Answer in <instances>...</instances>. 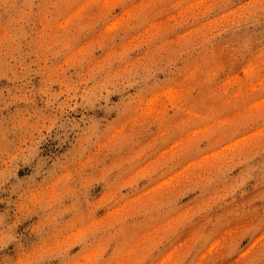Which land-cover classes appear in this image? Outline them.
I'll use <instances>...</instances> for the list:
<instances>
[{"label": "rangeland", "instance_id": "rangeland-1", "mask_svg": "<svg viewBox=\"0 0 264 264\" xmlns=\"http://www.w3.org/2000/svg\"><path fill=\"white\" fill-rule=\"evenodd\" d=\"M0 264H264V0H0Z\"/></svg>", "mask_w": 264, "mask_h": 264}]
</instances>
